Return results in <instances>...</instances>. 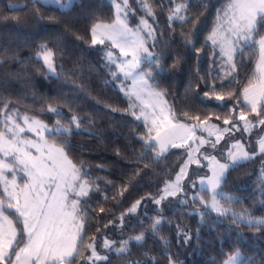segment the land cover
<instances>
[{"label": "snow or ice", "instance_id": "snow-or-ice-1", "mask_svg": "<svg viewBox=\"0 0 264 264\" xmlns=\"http://www.w3.org/2000/svg\"><path fill=\"white\" fill-rule=\"evenodd\" d=\"M171 2L175 3V7L169 9L168 27L173 32L175 21H179L182 28L189 21L193 22L191 29L186 33L181 32L184 48L195 50L199 56L202 49L209 41L211 42L213 61L207 76H200V83L207 89L203 93L205 98L214 97L216 101H224L226 96L239 99L236 93L225 89H230L233 82L238 83L236 76L240 72L239 65L252 62L253 57L255 58L252 77L239 93L243 97L239 116L236 117L233 113L225 117L223 128L212 124L211 116L202 120L199 115L191 116L185 112L184 116L187 119L196 121L193 124L183 123L177 119L176 113L164 99L166 93L157 90L156 77L165 71L164 64L167 59L163 52L155 50L161 44L163 32L158 37L156 28L143 17L135 28L130 27L129 14L134 15V10L129 0H120V2L112 0L115 6V19L111 23L97 20L90 28L93 46L104 45L106 42L111 44V48L105 51V57L112 80H105L104 85L111 86L113 81L123 76L119 90L129 101L128 108L124 109V112L130 114L136 121L142 120L146 129L144 134L137 137L142 144L137 160L143 161L151 154L150 162L144 164L145 168L159 164L170 148L187 149L188 159L176 174L175 180L165 182L164 188L161 189L162 194L154 199L155 204L160 205L169 197H178V195L185 197L179 200L180 204L188 203L183 181L188 175V165L200 163L197 155L199 154L209 161L211 173L199 179L201 192L210 194V198L206 199L203 195L196 194L191 197L193 203L198 202L201 205L197 212L192 213L201 217L200 226L203 227L204 218L209 213H216L217 218L228 217L231 213L233 224L255 228L264 233V216L256 217L247 211L238 214L221 204L222 200L232 202L235 199L221 190L227 173L240 163L251 159L252 154L239 140L229 145L227 158L223 162L207 151H201L206 145L215 151L216 145L225 138V134L233 130L250 133L253 128L264 125V0H227L222 9H217L215 26L205 40L200 42V48L196 47L199 41L197 25L200 23V17L193 20L189 12L193 0H181L180 3L171 0ZM32 3L41 6L50 3L56 6L58 11L65 13L71 11L76 0H32ZM137 3L146 16L155 19L152 0H137ZM195 7L206 10L207 0H196ZM35 11L37 16L41 15L39 8ZM13 19L19 22L18 17ZM77 39L80 37L77 36ZM113 48L119 49V56L114 55ZM217 48L218 61L215 59ZM55 56L56 50L50 48L47 43L38 45L36 61L43 60L48 69L46 73L48 78L51 76L58 78L62 75L55 70ZM172 60L170 70H175L183 57L177 53L172 56ZM112 65H115V71L111 70ZM217 67L220 69L219 72L214 71ZM63 75L66 79L70 78L68 74ZM209 79L213 83L209 84ZM128 80L132 82L130 88L125 87ZM216 80L220 81L219 85L215 83ZM73 103L48 105L47 112L56 117L51 127L27 114L20 116L17 110L3 113L4 119L0 122L2 123L0 127V264H74L77 260H83L85 264H95L96 261L107 259L97 251L95 237L92 238L91 243L84 244V232L90 215L87 209L91 207L92 194L102 190L100 177L92 180L90 171L85 169L83 164L78 166L69 158L71 137L74 134L87 132L89 135H96L89 131L94 127L93 122L85 121L77 114L73 110ZM7 107L5 105V108ZM62 107H68L72 114L66 116L61 110ZM112 111L115 112L117 109L113 108ZM249 112L255 114L256 121L249 118ZM237 118L243 122L242 129L235 123ZM215 119L219 120L221 117L217 115ZM21 120L23 123L20 122ZM84 124H87V128L82 127ZM198 130L201 133L206 132L207 137L197 135ZM26 131L35 133L39 139L26 138L23 135ZM212 137L215 139L213 140ZM257 143L260 153L264 154V137H259ZM117 155H120L119 149ZM17 172H22L23 177H26L23 186L17 181ZM9 173L11 179L8 178ZM139 175L140 171L137 170L129 177V183ZM105 183L111 185V181ZM127 188L128 184H125L119 195L123 196ZM261 195L264 197V192ZM104 199H107L106 195ZM140 204L141 200H137L126 212L120 214L118 219L121 224L118 227L123 226L125 215L137 212ZM261 206L264 207V201ZM104 211L105 209L101 207L100 212ZM163 222L162 216L154 219L149 231L156 234L160 231ZM113 223V220H109L105 227ZM141 226L143 227V224ZM97 232H100L99 228ZM147 235V232H141L122 239L119 241V247L116 246L117 241L105 238L102 248L109 253L114 252L118 257L125 256L131 252L133 243L139 247L146 242ZM178 235L184 236L185 243L191 239V236L183 230ZM237 236L239 241L240 234L237 233ZM160 239L167 244L163 237ZM85 249L91 255L85 256ZM127 264H146V262L129 260ZM169 264H174L171 257ZM222 264H253V257H244L237 249L227 254Z\"/></svg>", "mask_w": 264, "mask_h": 264}, {"label": "trees", "instance_id": "trees-1", "mask_svg": "<svg viewBox=\"0 0 264 264\" xmlns=\"http://www.w3.org/2000/svg\"><path fill=\"white\" fill-rule=\"evenodd\" d=\"M180 2L176 0V3ZM195 3L196 0H193L189 12L193 20L200 17L197 25L199 41L196 45L200 48V42L205 40L215 25L217 9L226 5L227 0H207L206 10L196 8ZM129 4L134 9V15L129 14L130 24L134 25L138 21L135 14L141 10L137 0H129ZM174 7L175 3L171 0H152L155 13L153 22L158 37L163 32V39L156 51L163 52L167 57L165 71L156 77L158 87L166 93L177 119L195 121L184 116L188 112L191 116L199 115L202 120L211 116L212 122L222 125L225 117L233 113L238 117L241 111L240 105L243 102L239 93L252 77L255 58L252 62L239 65L240 72L236 76L238 83L233 82L230 89H225L236 93L239 99L226 96L224 101H216L214 97L205 98L203 93L207 89L200 83V76H207L209 72L213 61L212 45L208 42L199 56L195 50H186L181 32L186 33L191 29L193 22L189 21L182 28L180 22L175 21L173 32L168 27V15L169 9ZM37 8L40 9V16L36 15ZM13 17H18L19 22ZM113 18L114 7L110 0H77L71 11L65 13L58 11L52 4L41 6L33 5L32 0H0V122L4 119V112L17 110L20 114L37 117L53 125L56 117L47 112L48 105H63L65 102H74L73 110L85 121L93 122L94 127L89 131L96 135L82 132L71 137L69 158L78 166L83 164L90 171L92 180L101 178L102 191L92 194L91 207L87 209L90 214L88 225L84 232V244L91 243L95 237L97 251L107 256L106 260L98 264H127L129 260H141L146 264H169V257L174 264H222L226 255L237 249L244 257H253V264H262L264 233L257 229L233 224L230 214L228 217L217 218L216 213H209L201 227V217L192 214L201 205L193 203L187 191V204L179 203V200L185 199L183 195L169 197L160 205L153 203L161 194L165 182L177 173L186 149L170 148L159 164L149 168H145L144 164L150 162L151 154L143 161L137 160L142 149L137 137L146 130L141 121H136L124 112L128 108V99L116 87V80L111 86L104 85L105 80H112L109 67L106 66L105 44H91V25L97 20L108 22ZM40 43H47L56 50L55 69L62 73L58 78L46 77L43 62L36 61L35 53ZM177 53L183 60L177 69L170 70L172 56ZM215 59L219 60L217 51ZM214 71L219 72V68ZM63 74H68L70 78L66 79ZM208 83L213 81L209 79ZM215 83L219 85L220 81L216 80ZM5 105L8 107L5 108ZM113 108L117 111H112ZM61 110L66 116L72 114L68 107H62ZM248 114L250 119L256 121L255 114ZM217 115L221 119H215ZM235 123L242 129L243 122L237 118ZM82 127L87 128V124ZM262 127L264 125L256 128ZM252 136L255 139L258 134L244 136L241 130L236 131L232 139L241 137L245 142L249 141L248 147L255 151L257 146ZM49 142H52L51 139ZM117 149L120 150L119 156ZM137 170L140 175L129 183V177ZM105 181H111V185ZM125 184H128L127 191L120 196L119 192ZM262 184L264 154L255 153L251 159L227 173L222 190L235 199L232 202L224 201L238 214L247 211L256 217L264 216V207L261 206L264 201L261 195L264 192ZM204 197L207 195L204 194ZM137 200H141L137 212L125 215L123 226L118 227L121 224L118 219L120 214L126 212ZM101 207L105 209L103 213L100 212ZM160 216L164 222L160 231L153 234L149 231L150 226ZM109 220L114 223L106 228ZM98 228L100 232H97ZM181 230L191 236L187 243L183 235H178ZM141 232H147L146 242L139 247L133 243L128 255L118 257L114 252L109 253L102 248L105 238L117 241L116 246L119 247L120 240ZM237 233L240 234L239 241ZM161 237L167 244L161 241ZM84 254L89 256L90 252L85 249ZM74 264H85V261L77 260Z\"/></svg>", "mask_w": 264, "mask_h": 264}, {"label": "rangeland", "instance_id": "rangeland-1", "mask_svg": "<svg viewBox=\"0 0 264 264\" xmlns=\"http://www.w3.org/2000/svg\"><path fill=\"white\" fill-rule=\"evenodd\" d=\"M77 1V0H76ZM111 2H112V0H110ZM117 2H120V0H117ZM45 4H50V3H45ZM113 4V3H112ZM225 6V5H224ZM223 6V7H224ZM113 7H114V18L111 20V21H108V22H106V23H111L114 19H115V6L113 5ZM138 7H139V9H140V5L138 4ZM222 7V8H223ZM221 8V9H222ZM133 9V8H132ZM134 10V9H133ZM135 12H136V10H135ZM217 14V13H216ZM135 16H137V19H138V21L134 24V25H132V24H130V16H129V25H130V27H133V28H135L136 27V25L139 23V20H140V18L141 17H143V18H145V19H147L148 21H149V23L150 24H152V26L155 28V26H154V22H153V18L152 17H148V16H146L145 15V13L143 12V11H141V12H136V14H135ZM215 26V25H214ZM213 26V27H214ZM213 27H212V29H213ZM212 29H211V31H212ZM210 31V32H211ZM209 32V33H210ZM209 35V34H208ZM207 35V36H208ZM209 43L211 44V42L209 41ZM99 45V44H98ZM149 46L151 47V43H149ZM108 48H111V44L110 43H108V42H106L105 43V46H104V50L106 51ZM156 50V49H155ZM112 51H113V53H114V55L115 56H119L120 55V53H119V49H115V48H113L112 49ZM215 51H217L218 53H219V49L217 48ZM37 53V52H36ZM36 53H35V56H36ZM42 62H43V60H41ZM43 64H44V62H43ZM45 66V65H44ZM255 67V66H254ZM145 68H146V66H145ZM111 69H112V71H115L116 69H115V65H112L111 66ZM45 70H46V73H48V69H47V67L45 66ZM56 70V69H55ZM219 71H220V69H219ZM123 80V76H121L120 77V79H118V80H116L115 81V85H116V87L119 89V85H120V83H121V81ZM132 86V82H131V80H128L126 83H125V87H131ZM157 90H162V89H160L159 87H158V89ZM122 94L124 95V93L122 92ZM125 96V95H124ZM126 97V96H125ZM127 98V97H126ZM128 99V98H127ZM164 99L167 101V103H168V105H170L169 104V102H168V100H167V98H166V96H164ZM241 99H242V102H243V97H242V95H241ZM128 103H129V101H128ZM240 112V111H239ZM239 112H238V116H239ZM20 114V113H19ZM23 115H25V114H20V116H23ZM33 117V116H32ZM36 119H38V120H41L44 124H47L46 123V121L45 120H42V119H39V118H37V117H35ZM179 120V119H178ZM180 122H183V123H188V124H193V123H195L196 121H191V122H184V121H181V120H179ZM21 123H23L22 122V120L20 121ZM141 122L143 123V121L141 120ZM211 123L212 124H215V125H218L219 127H221V128H223V127H225V125L224 124H222V125H220V124H217V123H214V122H212L211 121ZM48 125V124H47ZM144 125V124H143ZM49 127H51L52 125H48ZM242 128H243V126H242ZM146 130V129H145ZM235 130H233V132H231V133H229V134H225V138L223 139V140H221L220 141V143L219 144H217L216 145V150L215 151H213L212 149H210V148H208V146L206 145L201 151H207L208 153H210L211 155H214V156H216L218 159H220L221 160V162H223L226 158H227V150H228V147H229V145L230 144H232V143H234L236 140H239L243 145H245V148H246V150L247 151H249V153L250 154H252V156L255 154V153H260V151H259V146H258V143H257V140H258V138L259 137H264V127H262V128H253L252 129V131L250 132V133H246V132H243V135L244 136H247L248 134H252V133H257L258 134V136L254 139V136H252L251 138H252V140L254 139L255 141H256V146H257V149L255 150V151H252L251 150V148L250 147H248V144H249V141H247V142H245L244 141V139L243 138H236V139H232V136L235 134ZM47 134V133H46ZM45 134V135H46ZM26 138H29V139H34V140H38L39 139V137L35 134V133H32V132H25L24 134H23ZM197 135H203V136H205V137H207V133L206 132H204V133H201V132H199V130L197 131ZM212 139L214 140L215 139V137H212ZM186 149V148H185ZM33 152H34V150H33ZM198 155V159L200 160V163L199 164H196V163H191V164H189L188 165V169H187V171H188V175L185 177V179H184V181H183V184H184V187H185V191H187L188 192V194H189V196L190 197H192V195L193 194H196L197 196H200V195H203L204 196V194H206L207 195V197H206V199H208V198H210V194H208V193H203V192H201V186H200V184H199V179H200V177H202V176H206V175H211V173H210V171H209V161L208 160H206V159H204L203 158V156H199V154H197ZM188 159V156H187V149H186V153H185V156H184V159H183V161H182V163H181V165H180V167H179V169H178V171H177V173L179 172V170H180V168H181V166L184 164V162L186 161ZM193 169V170H192ZM176 173V174H177ZM176 174H175V176H176ZM175 176L171 179V180H169V181H172V180H175ZM8 178L9 179H11V174L9 173L8 174ZM26 179V177H23V173L22 172H17V181H18V183L21 185V186H23V183H24V180ZM193 182H195V184L193 185ZM163 188H164V186H163ZM162 188V189H163ZM222 190V189H221ZM223 191V190H222ZM226 195H228L225 191H223ZM162 194V193H161ZM160 194V195H161ZM160 195H159V197H160ZM158 197V198H159ZM157 199V198H156ZM154 201V200H153ZM154 203V202H153ZM155 204V203H154ZM221 204L224 206V207H226V208H230V209H232L233 211H235L230 205H228V204H226L225 203V201L224 200H222L221 201ZM155 205H157V204H155ZM230 215H231V213H230ZM236 251V250H235ZM240 251V250H239ZM99 252V251H98ZM234 252V251H233ZM100 253V252H99ZM242 253V252H241ZM89 255H91V253L89 254ZM100 255H102V256H106V254L105 253H100ZM107 257V256H106ZM99 263V261H96L95 262V264H98Z\"/></svg>", "mask_w": 264, "mask_h": 264}]
</instances>
